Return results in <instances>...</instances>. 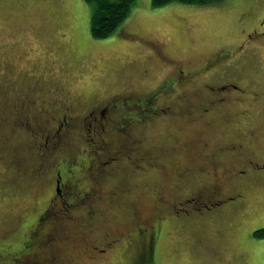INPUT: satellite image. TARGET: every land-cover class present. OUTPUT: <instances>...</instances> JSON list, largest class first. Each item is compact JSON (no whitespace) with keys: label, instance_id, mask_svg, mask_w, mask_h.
Returning <instances> with one entry per match:
<instances>
[{"label":"rangeland","instance_id":"1","mask_svg":"<svg viewBox=\"0 0 264 264\" xmlns=\"http://www.w3.org/2000/svg\"><path fill=\"white\" fill-rule=\"evenodd\" d=\"M91 12L92 5L85 0H0V83L4 74L20 76L37 65L42 67L38 70L42 77H55L84 99L119 91L124 75L130 76L131 88L144 95L173 69L174 75L181 68L193 76L192 71L216 53L229 67L227 78L248 91L243 101L229 105L232 112L244 110L247 116L245 125L239 123L231 136L243 134L247 146L264 156V0H220L203 6L171 2L158 7L151 0H134L129 16L101 39L90 33ZM155 101L159 107L168 102L163 94ZM196 126L189 116H164L136 129L144 137L142 148L155 146L161 166L134 177L139 187L132 191V199L138 196L150 205L154 187L168 185L165 171L173 161L168 150L177 146L176 137H194ZM96 134L89 131L87 137L92 138L86 147L75 144L83 150L76 152L74 169L89 157L90 148L99 146ZM184 156L181 152L176 158ZM254 167L264 175V164ZM8 169L0 161V264H11L20 256L17 251L28 227L32 228L36 211L52 194L51 183H39L37 178L14 185L4 175ZM109 213L119 215L123 223L131 219L128 206ZM165 214L148 221L147 226L153 228L148 252L132 250L127 258L122 241L109 260H90L81 253L78 264H264V236H253L254 230L264 228V178H251L230 200L192 213L181 209L171 216ZM67 249L74 252L70 246ZM221 250V255L226 252L223 259L216 257Z\"/></svg>","mask_w":264,"mask_h":264},{"label":"flooded vegetation","instance_id":"2","mask_svg":"<svg viewBox=\"0 0 264 264\" xmlns=\"http://www.w3.org/2000/svg\"><path fill=\"white\" fill-rule=\"evenodd\" d=\"M41 68L34 65L21 77L4 74L0 83V133L7 123V129L12 128L11 121L16 124L18 120L17 126L26 122L27 129L20 136L30 137V149L46 159L45 168L36 169L28 180L37 178L39 183L52 185V194L36 211L32 228L28 227L17 251L20 256L14 257L11 264H78L81 253L90 260H109L116 248L122 247V241L128 258L132 250H142L139 240L148 249L149 242L139 234L147 230L146 235L151 238L153 228L150 223L147 226L150 219L152 222L156 217V221L163 213L171 216L181 209L192 213L230 200L251 178H264L254 167L264 164V156L261 158L247 146L243 134L231 136L239 123L245 125L247 116L244 110L232 112L229 105L243 101L248 91L227 78L229 67L216 53L192 71L193 76L181 68L174 75L173 69L157 88L144 95L132 89L130 76L124 75L119 91L103 98L91 95L84 99L55 77H42L38 71ZM201 89L206 94H200ZM235 92L237 95H233ZM161 94L168 100L163 107L155 101ZM164 116H189L197 126L191 139L175 138L177 146L168 150L173 156L165 171L168 185L154 187L152 203L145 205L138 196L130 197L139 187L134 177L161 166L160 154L155 146L142 148L144 137L137 135L136 129L142 130ZM207 129L211 132L207 133ZM89 131L99 134V148H90L86 154L89 157L74 169L76 152L83 150L75 144L84 143L86 147L92 138L87 137ZM97 149H101L99 153ZM6 150L7 147L0 148V158ZM181 152L184 158L177 159ZM44 174L46 180L42 178ZM22 183L29 181L19 184ZM124 206L131 214L125 223L119 215L109 213ZM193 215L199 216L197 212ZM222 250L217 251L216 257L223 259L226 252L221 255Z\"/></svg>","mask_w":264,"mask_h":264},{"label":"trees","instance_id":"3","mask_svg":"<svg viewBox=\"0 0 264 264\" xmlns=\"http://www.w3.org/2000/svg\"><path fill=\"white\" fill-rule=\"evenodd\" d=\"M92 5V12L90 16V33L96 39L108 37L112 34L117 27L129 16L132 4L134 0H85ZM220 0H151V4L154 7L162 6L171 2H177L180 4L187 5H210L219 2ZM18 123V120H17ZM14 121L9 124L12 128L7 129L8 123L5 129L0 133V148H6L0 158L3 164L9 169L5 176L14 185L20 186V182H24L30 176L31 173L35 172L38 168H45L46 159L40 156L39 151L30 149L31 139L24 135L20 136V133L27 128V123L17 126ZM7 129V130H6ZM99 148V146H97ZM44 175L42 176V178ZM15 183H14V182ZM19 182L16 184V182ZM147 234V233H146ZM142 235L146 241L149 242V235ZM253 236L262 237L264 236V228L256 229L253 231ZM137 240L139 237H136ZM142 245L143 251L148 252V249H144L142 241L137 242Z\"/></svg>","mask_w":264,"mask_h":264}]
</instances>
